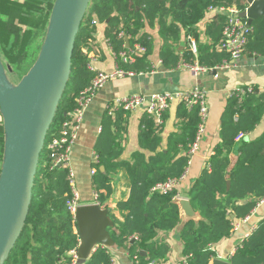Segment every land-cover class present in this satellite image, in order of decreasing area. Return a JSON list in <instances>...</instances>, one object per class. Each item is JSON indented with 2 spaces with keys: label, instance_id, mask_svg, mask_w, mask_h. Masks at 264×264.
<instances>
[{
  "label": "trees",
  "instance_id": "1",
  "mask_svg": "<svg viewBox=\"0 0 264 264\" xmlns=\"http://www.w3.org/2000/svg\"><path fill=\"white\" fill-rule=\"evenodd\" d=\"M55 1L0 0V56L12 76L23 79L37 61ZM211 7L245 11L249 5L246 0H91L76 38L70 79L47 139L76 108L78 97L95 76L88 68L90 61L83 48L94 41L96 25H106L105 37L116 54L133 49L137 44L146 49V53L132 63L118 61L126 72L152 71L150 55L154 39L146 32V27L156 26L163 41L160 60L166 69L175 70L183 61H197L207 69H214L229 60L230 53L222 48L228 24L226 15H212L206 20L205 31L200 30ZM247 36L244 54L264 57V16L253 21ZM191 37L197 43V54L190 49ZM182 39L184 42L180 43ZM249 88L235 90L228 99L221 118L220 142L187 194L200 219L185 223L180 230L187 263L178 264H211L216 257L214 245L229 238L236 223L249 216L264 200V133L245 140L264 117V91ZM129 115L122 109H116L115 116L110 114V109L104 115L95 145L99 163L94 165L92 188L99 193L98 200L103 206L116 192L115 181L122 178L128 183L129 198L117 203L121 218L108 210L111 219L108 230L117 248L128 250L133 260L137 256L139 264H148L168 258L171 248L159 239L160 234L172 232L182 222L177 187L167 193L155 192L153 188L185 174L187 153L201 122L200 107L189 110L184 104L179 105V130L168 137L164 147L161 128L167 114L161 125L145 114L139 133L142 151L135 152L130 161L122 158ZM241 134L244 137L237 140ZM6 139L3 119L0 121V177ZM234 154L235 161L231 158ZM44 158L45 152L35 176L26 222L5 264H71L69 252L77 246L80 235L77 222L66 206L71 198L68 170L51 169L50 165L43 167ZM142 251L147 255L142 256ZM82 261L84 264L113 262L108 249L102 246L79 264ZM229 261L231 264H264V219Z\"/></svg>",
  "mask_w": 264,
  "mask_h": 264
},
{
  "label": "crops",
  "instance_id": "2",
  "mask_svg": "<svg viewBox=\"0 0 264 264\" xmlns=\"http://www.w3.org/2000/svg\"><path fill=\"white\" fill-rule=\"evenodd\" d=\"M206 23L204 21L200 26L202 33L206 29ZM105 30V24L96 25L95 39L83 48V52L87 54L90 63L98 71L110 73L114 72L119 64L115 51L105 37ZM146 32L151 34L154 39V50L150 55V62L153 66L152 71L108 82L88 108L78 139L72 149L71 165L77 176V187L81 195L82 205L96 203L92 188V170L96 165L94 163L95 145L102 129L104 115L108 109L113 110L116 108L114 103L118 98L136 94L180 92L192 90L196 87L206 90L209 107L206 132L200 150L193 157L192 166L177 187L179 197L189 199L188 192L194 187L195 181L200 177L212 156L214 147L220 142L221 118L232 93L246 86L256 87L258 91H264V57L244 54L236 65L228 70L211 73L203 72L198 77H194L186 70L166 69L160 60L163 41L159 36L157 26L154 28L146 27ZM183 42L184 39L180 43ZM182 49L183 47L180 46L179 50ZM216 73L219 75L217 78L215 77ZM178 107L179 104H176L166 113L167 119L161 128L163 147L166 145L168 137L179 130L177 124ZM144 115L143 110L129 115L128 130L124 134L122 142L124 148L122 158L124 160L130 161L135 152L142 151L139 145V133L140 122ZM2 120L3 116L0 112V121ZM263 133L264 117L255 131L250 136H246L245 139L250 141ZM231 158L235 161L237 156L234 154ZM114 185L116 192L112 198L106 201L103 209L111 210L115 216L121 218L117 210V203L122 200L126 201L129 198L130 188L122 178L115 181ZM253 212L250 221L235 226L234 232L229 238H225L214 245L216 252L214 259L220 258L230 262L229 259L236 249L255 230L257 224L264 219V202L258 204ZM181 219V224L175 230L167 234H160L159 239L166 241L171 249L168 258L157 262V264H178L180 261L185 260L183 256L184 244L179 238L180 230L185 224L182 212ZM106 247H108V252L112 256V264H136L130 257L128 250L117 248L114 244ZM81 264H84L83 261Z\"/></svg>",
  "mask_w": 264,
  "mask_h": 264
},
{
  "label": "water",
  "instance_id": "3",
  "mask_svg": "<svg viewBox=\"0 0 264 264\" xmlns=\"http://www.w3.org/2000/svg\"><path fill=\"white\" fill-rule=\"evenodd\" d=\"M90 1L56 0L37 61L16 87L0 84V112L7 133L0 177V264L8 260L26 222L41 155L70 79L76 38ZM246 1L249 7L240 16L251 27L255 19L264 16V0ZM126 43L128 47V39ZM1 66L0 62L2 71ZM177 202L185 223L200 219L189 199L178 198ZM76 222L81 240L78 255L82 260L90 257L96 246L113 245L108 210L96 204L81 206ZM141 255L146 256V252ZM212 264L231 263L216 258Z\"/></svg>",
  "mask_w": 264,
  "mask_h": 264
},
{
  "label": "built area",
  "instance_id": "4",
  "mask_svg": "<svg viewBox=\"0 0 264 264\" xmlns=\"http://www.w3.org/2000/svg\"><path fill=\"white\" fill-rule=\"evenodd\" d=\"M243 11L237 8H214L208 9L207 18L205 21L214 14H223L228 18V24L224 31L225 39L222 43V48L230 53V59L224 61L221 65L214 69H207L200 65L197 61L194 63L180 62L177 69L186 70L192 74L194 77H198L203 72H219L222 70H228L236 65L238 60L244 55V49L248 42V32L251 27H248L247 21H244L240 14ZM123 37L124 35L121 34ZM190 49L194 54H197V43L194 38H189ZM146 53V49L140 45H136L133 49H125L119 54H115L118 61L122 64H129L135 61L138 56H142ZM88 68L91 72L95 74L90 86L81 93L77 99L76 108L69 114V117L60 123L59 128L52 134L49 139H47L44 150L45 158L42 163L43 167L50 165L51 169L65 168L68 170V182L71 191V198L68 200L66 206L68 211L76 222V213L79 207L84 206L81 202V195L77 187V176L71 165V153L76 141L78 139V134L85 120V115L92 104L93 100L96 98L98 93L106 86V84L112 80H117L124 78L126 76H135L137 74L133 72H126L120 66H117L114 72H100L91 63H89ZM219 75L216 73L215 77ZM251 89V88H249ZM243 92V91H242ZM176 104H184L189 110L194 108V106L200 107V117L201 122L198 127L197 135L194 143L192 144L190 150L188 151V167L185 174L180 179H170L165 183L156 185L153 191L160 193H167L172 191L174 188L178 187L180 182L186 177L189 168L192 166L193 157L200 150V146L203 137L206 132V123L209 117V107H208V96L205 89L196 87L192 90L180 91V92H163V93H151V94H136L122 96L118 98L114 105L115 109L110 110V114L115 116L116 109H122L126 113H134L139 110L150 117L154 118L156 124H163L164 115ZM244 136L241 134L237 140H241ZM213 154V153H212ZM94 163H99V157L96 154L94 157ZM96 173V168L92 170V175ZM94 201L96 205H99L102 209L104 206L99 202V193L97 191L93 192ZM180 198V197H178ZM264 202L261 201L260 203ZM259 203V204H260ZM254 211V210H253ZM254 212H252L245 219L236 223L235 226H239L241 223H246L250 221ZM81 240L79 238L77 246L69 252L71 257V264H79L82 260L78 255V247L80 246ZM106 247L99 245L93 248L92 254L96 252L99 247ZM108 249V247H106ZM136 264L137 256L134 257ZM187 263V260H184ZM113 263V262H112ZM148 264H157V262H149Z\"/></svg>",
  "mask_w": 264,
  "mask_h": 264
},
{
  "label": "rangeland",
  "instance_id": "5",
  "mask_svg": "<svg viewBox=\"0 0 264 264\" xmlns=\"http://www.w3.org/2000/svg\"><path fill=\"white\" fill-rule=\"evenodd\" d=\"M40 54V53H39ZM39 57V56H38ZM0 62H1V67H2V71L5 75V78H6V84L7 86L12 89L14 87H16L22 79L18 78V77H14L12 76L9 72L6 71V68L4 66V64L2 63V59H1V56H0Z\"/></svg>",
  "mask_w": 264,
  "mask_h": 264
},
{
  "label": "bare ground",
  "instance_id": "6",
  "mask_svg": "<svg viewBox=\"0 0 264 264\" xmlns=\"http://www.w3.org/2000/svg\"><path fill=\"white\" fill-rule=\"evenodd\" d=\"M0 84L1 85H5L6 84V81H5V77L0 69Z\"/></svg>",
  "mask_w": 264,
  "mask_h": 264
}]
</instances>
